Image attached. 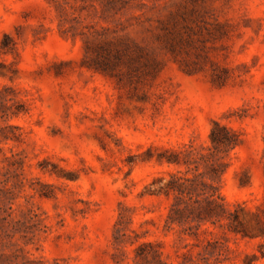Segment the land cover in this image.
Listing matches in <instances>:
<instances>
[{
    "label": "rangeland",
    "instance_id": "1",
    "mask_svg": "<svg viewBox=\"0 0 264 264\" xmlns=\"http://www.w3.org/2000/svg\"><path fill=\"white\" fill-rule=\"evenodd\" d=\"M214 123L221 195L264 218V0H0V264H264L149 195L207 171Z\"/></svg>",
    "mask_w": 264,
    "mask_h": 264
},
{
    "label": "trees",
    "instance_id": "2",
    "mask_svg": "<svg viewBox=\"0 0 264 264\" xmlns=\"http://www.w3.org/2000/svg\"><path fill=\"white\" fill-rule=\"evenodd\" d=\"M236 138L233 131L219 123H214L209 135L211 147L206 149L208 153L199 154L198 158H194V164L200 161L205 164L206 172H199L196 165L194 169H189L190 176H187L188 173L171 174L167 181L159 178L157 184L153 183V190L149 192V195H164L172 198L165 220L167 230L178 227L181 233L193 238H199L202 234L214 236V233L207 228L202 229L210 225L221 229L225 239L227 233L235 237L240 236L242 239L257 237L264 239V218L253 213L244 203L229 204L219 191L218 183L224 173L222 170L224 164L220 162L218 154L222 149L234 150L238 146ZM167 162L174 163L172 160ZM257 211L259 212L260 209L257 208ZM247 216L251 219H247ZM204 241L207 245L212 244L207 239ZM263 246L260 244L259 249ZM226 249L229 250V248ZM260 257L264 258L262 252ZM247 258L248 264H253L259 256L253 254ZM135 259L145 264H167L162 261L161 253L155 250L151 243L140 244L135 251ZM27 263L34 264L33 261H27Z\"/></svg>",
    "mask_w": 264,
    "mask_h": 264
}]
</instances>
